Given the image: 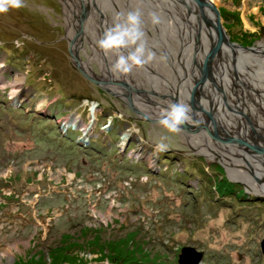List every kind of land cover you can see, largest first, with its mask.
I'll list each match as a JSON object with an SVG mask.
<instances>
[{"label":"rangeland","instance_id":"1","mask_svg":"<svg viewBox=\"0 0 264 264\" xmlns=\"http://www.w3.org/2000/svg\"><path fill=\"white\" fill-rule=\"evenodd\" d=\"M212 1L231 41L264 39V0ZM130 11L131 0H23L0 14V85L17 89H0V264H177L184 246L202 252L197 264H264V198L228 177L258 183L261 163L185 136L202 127L170 133L138 116L131 72L113 73L117 54L97 46ZM220 105L201 117L216 145L261 127Z\"/></svg>","mask_w":264,"mask_h":264},{"label":"bare ground","instance_id":"2","mask_svg":"<svg viewBox=\"0 0 264 264\" xmlns=\"http://www.w3.org/2000/svg\"><path fill=\"white\" fill-rule=\"evenodd\" d=\"M143 1L144 3L148 2L149 5L152 4V8L151 5L149 6L146 3V8H144L141 0H131V11L140 10L143 13V17H141L143 32L141 43L145 45L148 51L155 53V57L152 61L146 62L143 67L134 68L131 71V80H129L131 83V105L139 112L143 111L156 117L159 116L160 111L165 106L173 104L175 100V103H184L189 106L190 127H194L195 124L199 126L202 114L198 104L196 105L194 99H191V91L200 76L199 72L203 69L205 51L209 45L207 33L196 25L192 11L189 10L191 9L190 6L184 4L182 0ZM154 13L160 19L159 24L153 23ZM146 25L151 27L152 34L146 30ZM109 27L107 25L105 29ZM105 32L101 31L103 34ZM195 33H199L198 41L195 39ZM83 37L85 38L84 35ZM92 47L94 46L92 45ZM238 53L241 60L233 68L231 56L228 55L226 49H223L221 54L216 56L214 64L211 65V72L215 80L221 84L229 106L232 109H239L234 110L237 113L235 116L229 115L230 119L242 120L243 117H246L251 121H257L261 126V131L252 130V136L256 141L257 137L262 139L260 133L264 132V39L255 42L250 49L240 50ZM161 57L165 60L163 61ZM80 63H83V61H80ZM83 64L86 68L88 67L85 63ZM19 80V77L14 78V82ZM243 84L247 87H243ZM209 88L210 86L205 82L203 91L199 95V105L202 109L209 108V97H213L212 100L216 101L214 92ZM150 91L154 95H150ZM156 95L161 96L162 101L156 99ZM93 112L90 113L92 119H94ZM228 112L231 113L230 110ZM194 116L196 117L194 118ZM224 116L222 121L228 117ZM242 123L239 125L241 130H246L248 127H244ZM200 130L199 134L196 135L183 133L192 141L204 138L205 144L221 149L219 146L222 144L221 142L216 140V145L209 135V140L207 139L205 130H202V128ZM133 131L137 132V129L134 128ZM127 133L124 132L123 136H128L129 133ZM140 139L143 138L140 137ZM143 140L141 142L145 143V139ZM249 160L255 161L251 158ZM255 170L262 180L260 183L253 181L244 174L234 176L229 173L228 177L233 182H239L245 186L247 193L264 197V172L260 167ZM244 180L246 183L243 182Z\"/></svg>","mask_w":264,"mask_h":264},{"label":"water","instance_id":"3","mask_svg":"<svg viewBox=\"0 0 264 264\" xmlns=\"http://www.w3.org/2000/svg\"><path fill=\"white\" fill-rule=\"evenodd\" d=\"M182 2L190 6L191 9L189 10L192 11V16L196 21V25L200 27L202 30H205L209 38V45L205 51L203 69L199 72L200 76L197 79L191 91V99H194V103H196V105L198 104V106L200 107L202 118H205L206 115L204 116V113H203L204 111L202 110L201 105H199L200 104L199 95L202 93L203 87L206 82L210 86L209 89H211L212 92L214 90L217 92V95H216L217 103L219 102L221 103L220 110L222 113L225 114V112L228 110L232 112H234V110L235 111L239 110L235 108L232 109L229 106L225 98L224 91H223L221 84H219L215 80V78L212 76L211 65L214 64V60L216 59V56H219V54H221V51L223 49L224 50L226 49L228 52V55L231 56V62L234 66L233 68H235L238 62H240L239 60H241V58L239 59L238 52L240 50L250 49L252 46H248V47L242 46L238 43L231 41L228 33L226 32L224 26L221 23V17H220L219 11L217 7L215 6V4L213 3V1L211 0H182ZM261 32L264 33L263 27L261 28ZM195 39L197 41L199 40V33H195ZM240 64L242 65V62ZM242 86L247 87L244 84ZM149 93L150 95H154V93H152L151 91ZM209 96L211 95L209 94ZM212 98L213 97L208 98L209 108L206 111L207 115H210L209 112L211 111L215 112L214 105L217 103L216 101H213ZM173 102L175 103V100ZM131 110L136 112L138 116L143 115L142 117L147 119L148 121L159 124L158 118H155V119L150 118L146 114L134 109L132 105H131ZM208 119H206L205 122H207ZM199 127H202L206 130L208 129V125H202V123H200L199 126L195 125L194 127H190V124L188 123H185L181 126V128H183L185 132H191L196 128L199 129ZM257 128H258L257 129L258 131H261L260 130L261 127H257ZM249 129H250L249 133H251L249 135V138L244 135H241L238 131H236L237 132L236 135L238 137L237 139L235 137H231V134L229 132H225L224 134L221 135V137L223 138L221 140V143H226V142L232 143L244 149L245 151H248L246 152L247 157L255 161H258L264 167V146L260 145V143H257V141H255L254 137L252 136L253 129L252 128H249ZM262 133L264 134V132ZM245 157L246 156H244V158ZM254 178L258 182L262 181L260 177L254 176ZM258 197L262 199L264 198L260 196ZM260 250L262 253H264V238L260 241ZM201 257H202L201 251H197L192 246H184L181 248L180 253L178 254L177 264H197L200 261Z\"/></svg>","mask_w":264,"mask_h":264},{"label":"clouds","instance_id":"4","mask_svg":"<svg viewBox=\"0 0 264 264\" xmlns=\"http://www.w3.org/2000/svg\"><path fill=\"white\" fill-rule=\"evenodd\" d=\"M23 7V0H0V14H5L12 9ZM153 23L159 24L160 19L154 13ZM143 32L141 29V13L139 11H130L126 14L123 21L119 18L113 27L107 30L97 41V46L105 55L115 52L117 54L116 62L112 67L113 73L128 74L134 68L143 67L146 62L154 59L155 53L148 51L143 43ZM124 50H130L124 54ZM0 89L8 90L9 98L17 94V89L8 82L0 85ZM190 108L184 103H173L159 113L158 123L170 133H178L181 126L189 119ZM163 150L164 145L157 146Z\"/></svg>","mask_w":264,"mask_h":264},{"label":"trees","instance_id":"5","mask_svg":"<svg viewBox=\"0 0 264 264\" xmlns=\"http://www.w3.org/2000/svg\"><path fill=\"white\" fill-rule=\"evenodd\" d=\"M126 257H122V256H118V255H114L112 260L115 264H146V263H143L141 261H138L136 258H134L132 255H131V259L129 257H127V260H125Z\"/></svg>","mask_w":264,"mask_h":264},{"label":"flooded vegetation","instance_id":"6","mask_svg":"<svg viewBox=\"0 0 264 264\" xmlns=\"http://www.w3.org/2000/svg\"><path fill=\"white\" fill-rule=\"evenodd\" d=\"M224 121V120H223Z\"/></svg>","mask_w":264,"mask_h":264}]
</instances>
